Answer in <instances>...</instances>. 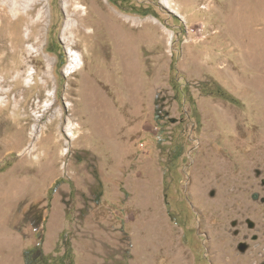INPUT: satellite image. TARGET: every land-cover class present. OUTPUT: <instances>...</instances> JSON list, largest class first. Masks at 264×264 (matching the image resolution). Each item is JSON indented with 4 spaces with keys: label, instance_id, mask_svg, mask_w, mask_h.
<instances>
[{
    "label": "rangeland",
    "instance_id": "rangeland-1",
    "mask_svg": "<svg viewBox=\"0 0 264 264\" xmlns=\"http://www.w3.org/2000/svg\"><path fill=\"white\" fill-rule=\"evenodd\" d=\"M98 2L105 17L39 0L16 24L0 0V89L53 69L22 108L0 93V264L30 248L49 264H176L168 240L142 245L146 209L186 264H264V0ZM74 52L84 65L69 70ZM27 123L53 124L54 141L30 154Z\"/></svg>",
    "mask_w": 264,
    "mask_h": 264
},
{
    "label": "bare ground",
    "instance_id": "bare-ground-1",
    "mask_svg": "<svg viewBox=\"0 0 264 264\" xmlns=\"http://www.w3.org/2000/svg\"><path fill=\"white\" fill-rule=\"evenodd\" d=\"M39 0H1V3L2 5L4 6L5 4L9 5L10 6V11H11V14L13 17H17L16 19V24L20 23L22 21V18L20 17V14L22 11H25L27 12L29 9H31L33 6L36 5V3H38ZM84 1V0H83ZM86 2H88V9H95L100 12L101 16H104L106 14V10L100 6V3L98 2V0H85ZM164 1V4L166 6H168L170 4L169 0H163ZM82 10V9H86V8H83V6L81 4H77L76 5V8L75 10ZM42 13V12H41ZM41 13L38 15V18L41 16ZM105 17V16H104ZM127 20H131V21H136L135 19L133 18H130V17H126ZM33 22L35 23V21L33 20ZM154 22H156V20H154ZM77 26V21H75L73 18H68V21L66 23V28L67 29H71L73 27H76ZM65 28V29H66ZM17 30H19V27L17 28ZM80 30V29H79ZM82 30V28H81ZM27 32H29V36H28V40H30L31 38H33V32L34 31H31L30 32V29L28 28L27 29ZM11 33V32H10ZM15 37H13L12 34H10V38L11 39V47L14 48L16 51V53L18 52H22L24 51V49L22 48V44H21V37L20 35H18L17 33H15ZM84 38H85V41H86V38H87V34L84 35ZM30 47V51L35 49L36 47L34 45H29ZM22 57V56H21ZM21 62V61H20ZM23 63V62H22ZM27 64V63H26ZM84 65V62L83 60L80 58V56L78 55L77 52H74L73 55H72V61L70 63V66L74 67V70H78V69H81L82 66ZM15 66V65H14ZM25 66V64H24ZM23 64H20L19 66L17 65L16 67H14V70L15 68L20 69L24 67ZM21 72V71H20ZM53 73V69L51 68V64L48 65V70L45 74L46 76V79H43L39 84L35 81L36 80V72L34 70V68H30L28 71H27V74L25 75L22 74V73H19V76L16 78V80L14 81V85L13 87L8 91L6 89H0V93H4V94H7V96H9L10 93H13L15 92L16 93V96H15V103L19 106L20 108H22L23 106V101L25 99V91L26 89L28 88H32L33 86H36L38 88H40V93H42L43 89H45L47 87V85L49 84L50 82V78H51V75ZM13 74V73H12ZM6 78H7V75H6ZM6 80V79H5ZM32 81H34V83L31 85L30 83H32ZM2 87V85H1ZM24 96V98L22 99H18L19 96L21 97ZM4 101H5V97H0V104L3 105L4 104ZM6 103V106L9 107V105L11 104V100H7L5 101ZM20 111V110H19ZM22 121V120H21ZM78 126V125H77ZM47 127V130H39L37 126H32V127H29V123L27 124H22L21 127H20V130H22L24 132V136H22L18 141H20V144L21 146L23 144L26 143V137H27V131H31L30 133V146L28 148V151L30 154H36L40 149H41V143L43 140H49L50 142L54 141V128H53V124H50ZM74 127L69 125L68 127V136L73 138L75 136L74 132H73V129ZM18 143V142H17ZM17 145V144H16ZM18 146V145H17ZM47 149V148H46ZM145 194V193H144ZM147 194V193H146ZM143 195V194H142ZM151 195V194H150ZM145 197V195H144ZM149 197V195H148ZM141 198V197H140ZM151 198V196H150ZM145 199V198H144ZM146 202V201H145ZM148 202H152L151 200L148 201ZM150 204V203H149ZM152 204V203H151ZM149 206V205H148ZM232 207V206H231ZM145 208V207H144ZM150 208V207H149ZM153 208V207H152ZM146 209V208H145ZM141 211V210H139ZM144 213V218H147L148 222L146 221L145 223V230L147 231V234L148 235V238L146 240H144V246H147L148 249H155V247H161V242L163 240H165V242L168 240L169 243H168V246H169V249L170 251L174 252V253H177L178 254V257L177 259L179 258V261L175 262L176 264L179 263V264H186L184 263L185 261L183 260L185 258V256L183 255V252L182 250L180 249V247L176 244L173 236H165L163 237V235L160 234L159 231H157L158 227L160 226L161 227V230H165V226L161 225L163 222L159 221V216L161 215H156L154 214L153 212L151 213V210L150 209H146L143 210ZM162 220V219H161ZM139 230V229H138ZM145 231V232H146ZM144 232V231H143ZM142 233V232H141ZM164 233V232H163ZM144 234V233H143ZM166 234V233H164ZM145 235V236H146ZM141 236V235H140ZM142 238H143V235H142ZM162 240V241H161ZM164 243V242H162ZM158 244V245H157ZM166 244V243H165ZM163 245V244H162ZM155 246V247H154ZM143 248V247H142ZM162 248V247H161ZM165 248V247H164ZM167 248V247H166ZM158 249V248H157ZM168 249V248H167ZM144 250H145V247H144ZM156 251V249H155ZM157 252V251H156ZM185 254V253H184ZM147 255V253H146ZM149 255V254H148ZM148 257V256H147ZM188 259V258H187ZM258 260V259H257ZM184 261V262H183Z\"/></svg>",
    "mask_w": 264,
    "mask_h": 264
},
{
    "label": "trees",
    "instance_id": "trees-1",
    "mask_svg": "<svg viewBox=\"0 0 264 264\" xmlns=\"http://www.w3.org/2000/svg\"><path fill=\"white\" fill-rule=\"evenodd\" d=\"M171 69H172V71H175L174 65L171 66ZM213 94L220 96L221 98H223L227 101L234 100L233 97L226 90H224L221 86H217L216 90L213 92ZM39 214H40V217H39L40 219H39L38 225L42 222V219H43L42 210L39 211ZM37 250H39V249H37ZM37 250L30 248L29 251L28 250L26 251L27 253H30L29 255H26V264H49L43 255H40L39 257L34 256V254L36 253ZM39 258H40V260L38 261ZM69 258H72V257L70 255V252L67 251L62 256L61 264H64V261H66ZM37 262H39V263H37Z\"/></svg>",
    "mask_w": 264,
    "mask_h": 264
},
{
    "label": "built area",
    "instance_id": "built-area-1",
    "mask_svg": "<svg viewBox=\"0 0 264 264\" xmlns=\"http://www.w3.org/2000/svg\"><path fill=\"white\" fill-rule=\"evenodd\" d=\"M74 68V67H73ZM73 68L69 69V70H74ZM72 72V71H71Z\"/></svg>",
    "mask_w": 264,
    "mask_h": 264
}]
</instances>
